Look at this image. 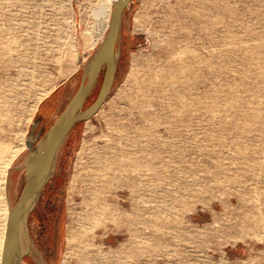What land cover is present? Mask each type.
Segmentation results:
<instances>
[{
  "label": "rangeland",
  "instance_id": "374dc122",
  "mask_svg": "<svg viewBox=\"0 0 264 264\" xmlns=\"http://www.w3.org/2000/svg\"><path fill=\"white\" fill-rule=\"evenodd\" d=\"M112 1L0 0V264L23 160L76 92ZM133 171L134 190L118 181ZM57 175L23 264H264V0L130 3L112 91Z\"/></svg>",
  "mask_w": 264,
  "mask_h": 264
},
{
  "label": "water",
  "instance_id": "95a60500",
  "mask_svg": "<svg viewBox=\"0 0 264 264\" xmlns=\"http://www.w3.org/2000/svg\"><path fill=\"white\" fill-rule=\"evenodd\" d=\"M133 1H112L105 36L97 51L84 66L76 92L23 160L26 184L9 212L1 256L2 264H21L23 258L30 253L32 240L28 230V218L54 174L57 152L76 125L90 120L98 113L112 91L118 67L124 14ZM103 71L98 94L95 100L85 107Z\"/></svg>",
  "mask_w": 264,
  "mask_h": 264
},
{
  "label": "flooded vegetation",
  "instance_id": "af4514ba",
  "mask_svg": "<svg viewBox=\"0 0 264 264\" xmlns=\"http://www.w3.org/2000/svg\"><path fill=\"white\" fill-rule=\"evenodd\" d=\"M100 77H101V76H100ZM99 79H100V78H99ZM95 89H96V87L93 89V91H92L91 94L94 93ZM74 128H75V127H74ZM72 131H73V130H72ZM72 131H71L70 135L67 137V139L64 141L63 145L61 146V148L59 149V151H58L57 154H56V157H55V171H54V174H53L52 178L50 179V181L47 183V185L44 187V189H43V191H42V193H41V196H40L39 200H40L41 197L46 193V192H45L46 190H50V183H51V181H52V180H58V179H59V178H58V175H57V169H58V166H59V153H60L62 147L64 146V144L67 143V141H69V139H70V137H71V134H72ZM39 200H38V202H39ZM38 202H37V204H38ZM36 207H37V205H36ZM36 207H35V209H36ZM35 209H34V211H35ZM34 211L30 214V216H29V218H28V222H27V224H28V230H29V235H30L31 240H32L31 250H30V253H29L27 256H25V257L23 258L21 264L25 263V260H26L27 258L31 257V253H32V250H33V239H32V234H31V230H30V218H31V216L33 215ZM32 261H33V260H32ZM33 263H34V262H33Z\"/></svg>",
  "mask_w": 264,
  "mask_h": 264
},
{
  "label": "bare ground",
  "instance_id": "6f19581e",
  "mask_svg": "<svg viewBox=\"0 0 264 264\" xmlns=\"http://www.w3.org/2000/svg\"><path fill=\"white\" fill-rule=\"evenodd\" d=\"M143 72V71H142ZM144 72H147V71H144ZM12 154V153H11ZM14 155H17L16 152L13 154ZM11 159L9 160V163H10ZM137 161L136 160H131V161H128V163L130 164H133V166L135 165H138V164H135ZM9 166V164H8ZM7 166V168H8ZM9 169V168H8ZM8 169L5 170V174L8 173ZM127 179L129 180H118V181H121L122 183H125V184H128V183H131L132 184V188L133 190L135 189V182H137V180L140 179L141 177V174H139L138 172L136 171H133L132 173L130 174H127L125 176ZM11 208L10 206L6 207V209L4 210V226H5V229H4V235H3V238H2V246L4 244V239H5V230H6V226H7V222H8V218H9V212H10Z\"/></svg>",
  "mask_w": 264,
  "mask_h": 264
},
{
  "label": "crops",
  "instance_id": "0c3cea01",
  "mask_svg": "<svg viewBox=\"0 0 264 264\" xmlns=\"http://www.w3.org/2000/svg\"><path fill=\"white\" fill-rule=\"evenodd\" d=\"M56 95L57 94L55 93L49 96L48 100L45 103H43V105L41 106L40 110L43 111L42 113H43L44 118L48 117L49 113L52 112L51 110H53L56 107L57 105Z\"/></svg>",
  "mask_w": 264,
  "mask_h": 264
},
{
  "label": "trees",
  "instance_id": "16d2710c",
  "mask_svg": "<svg viewBox=\"0 0 264 264\" xmlns=\"http://www.w3.org/2000/svg\"><path fill=\"white\" fill-rule=\"evenodd\" d=\"M94 100H95V99H94ZM94 100H93V98H92V94H91L90 97L88 98L86 104H85V107H87L88 105H90ZM82 123H83V122H82ZM82 123H79V124H82ZM79 124H78V125H79ZM78 125L75 126V128L73 129V131L76 129V127H77ZM73 131H72V132H73Z\"/></svg>",
  "mask_w": 264,
  "mask_h": 264
},
{
  "label": "built area",
  "instance_id": "2783aa9c",
  "mask_svg": "<svg viewBox=\"0 0 264 264\" xmlns=\"http://www.w3.org/2000/svg\"><path fill=\"white\" fill-rule=\"evenodd\" d=\"M106 31V30H105ZM90 55V54H89ZM89 55H87L86 57H84V59H83V62H85V61H87L88 60V58H89Z\"/></svg>",
  "mask_w": 264,
  "mask_h": 264
}]
</instances>
